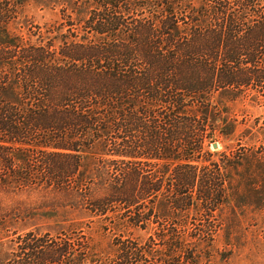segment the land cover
<instances>
[{"label":"trees","instance_id":"obj_1","mask_svg":"<svg viewBox=\"0 0 264 264\" xmlns=\"http://www.w3.org/2000/svg\"><path fill=\"white\" fill-rule=\"evenodd\" d=\"M261 115L264 0H0V190L69 207L43 233L0 213V264L234 252L264 222Z\"/></svg>","mask_w":264,"mask_h":264},{"label":"rangeland","instance_id":"obj_2","mask_svg":"<svg viewBox=\"0 0 264 264\" xmlns=\"http://www.w3.org/2000/svg\"><path fill=\"white\" fill-rule=\"evenodd\" d=\"M29 17L31 18V13H29ZM30 18L27 20L28 23L31 22ZM22 23L26 25L25 21H22ZM19 25L17 30L25 33L26 31L23 30L25 26L22 24ZM253 121H256V119H253ZM260 122L264 123V115H261ZM215 143L218 144V149L213 148V144ZM215 143L211 144V151H222L223 146L218 142ZM67 205L68 201L64 197L45 190H22L14 192L0 190V213L6 215L16 213L28 220L23 221V224L20 223L17 226L20 231L26 228V230H35L42 233L47 232L50 229L48 227L50 223L43 216L49 215L58 206L69 209ZM203 212L205 214L203 217L192 216L188 222L192 225L210 223L216 226L219 225L220 218L216 212L213 214V217L210 216V212H207L206 209ZM235 224L234 226L238 225V228L234 236L241 241L240 247L232 252V249L225 245L223 237H221L218 240L216 252L211 257L205 259V264H264V222L262 220L257 221L252 219V215H247L241 221L235 222ZM10 233H14V226L11 228Z\"/></svg>","mask_w":264,"mask_h":264},{"label":"water","instance_id":"obj_3","mask_svg":"<svg viewBox=\"0 0 264 264\" xmlns=\"http://www.w3.org/2000/svg\"><path fill=\"white\" fill-rule=\"evenodd\" d=\"M218 147H219L218 144H216V143L213 144V148H214V149H218Z\"/></svg>","mask_w":264,"mask_h":264}]
</instances>
